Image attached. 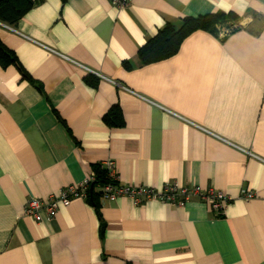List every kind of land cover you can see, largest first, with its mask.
<instances>
[{
  "label": "crops",
  "instance_id": "obj_1",
  "mask_svg": "<svg viewBox=\"0 0 264 264\" xmlns=\"http://www.w3.org/2000/svg\"><path fill=\"white\" fill-rule=\"evenodd\" d=\"M230 10L237 30H197L141 63L168 22ZM0 39L27 73L0 63V264H264V0H42L0 21ZM116 106L122 126L106 119ZM107 160L124 185L233 200L222 214L199 198L126 196L75 198L42 222L24 214Z\"/></svg>",
  "mask_w": 264,
  "mask_h": 264
},
{
  "label": "trees",
  "instance_id": "obj_2",
  "mask_svg": "<svg viewBox=\"0 0 264 264\" xmlns=\"http://www.w3.org/2000/svg\"><path fill=\"white\" fill-rule=\"evenodd\" d=\"M42 0H0V21L8 25H16L19 20L37 3ZM240 15L230 10L228 12L218 11L214 13L203 14L199 16H186L181 19L180 24L168 22L159 29L158 33L147 40L138 51V56L142 64L158 62L175 55L182 45L183 41L197 30H206L219 35L217 25L230 20H238ZM233 29L232 31L237 30ZM231 31V32H232ZM0 63L3 66L16 64L22 74L26 72L19 64L16 54L11 51L0 39ZM89 79V77H88ZM111 125L122 126L124 118L120 107H113L106 116ZM95 174L94 181L91 182L86 200L99 208L100 200L103 198L102 187L107 184H116L109 174L108 168L99 163L93 166Z\"/></svg>",
  "mask_w": 264,
  "mask_h": 264
},
{
  "label": "built area",
  "instance_id": "obj_3",
  "mask_svg": "<svg viewBox=\"0 0 264 264\" xmlns=\"http://www.w3.org/2000/svg\"><path fill=\"white\" fill-rule=\"evenodd\" d=\"M118 6H126L129 0H113ZM92 72L96 73L92 70ZM99 76L109 79L98 73ZM109 170L110 176L117 181L116 184H107L102 187L103 198L116 200L126 196L134 203L141 205L147 200H160L176 206H185L193 198H199L207 202L218 214H222L233 198L217 188L203 189L199 185H180L168 183L162 190L150 186L124 185L118 177V170L114 160L103 163ZM95 179L94 172L84 181L63 187L58 194H52L47 199L30 198L24 208V214L37 222L54 218L61 205H69L75 198H87L88 188ZM242 197L250 200L255 197L252 190L244 191Z\"/></svg>",
  "mask_w": 264,
  "mask_h": 264
},
{
  "label": "rangeland",
  "instance_id": "obj_4",
  "mask_svg": "<svg viewBox=\"0 0 264 264\" xmlns=\"http://www.w3.org/2000/svg\"><path fill=\"white\" fill-rule=\"evenodd\" d=\"M239 20H230L224 23H220L217 25V29L219 33L227 34L231 32L233 29L240 27Z\"/></svg>",
  "mask_w": 264,
  "mask_h": 264
}]
</instances>
